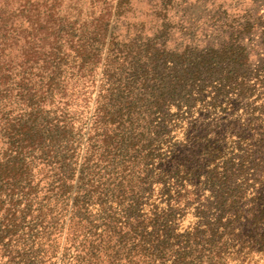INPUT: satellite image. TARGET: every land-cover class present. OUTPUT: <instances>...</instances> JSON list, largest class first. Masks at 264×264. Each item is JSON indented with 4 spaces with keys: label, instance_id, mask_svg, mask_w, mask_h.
<instances>
[{
    "label": "trees",
    "instance_id": "1",
    "mask_svg": "<svg viewBox=\"0 0 264 264\" xmlns=\"http://www.w3.org/2000/svg\"><path fill=\"white\" fill-rule=\"evenodd\" d=\"M0 264H264V0H0Z\"/></svg>",
    "mask_w": 264,
    "mask_h": 264
},
{
    "label": "rangeland",
    "instance_id": "2",
    "mask_svg": "<svg viewBox=\"0 0 264 264\" xmlns=\"http://www.w3.org/2000/svg\"><path fill=\"white\" fill-rule=\"evenodd\" d=\"M223 125V127H225V124H222Z\"/></svg>",
    "mask_w": 264,
    "mask_h": 264
}]
</instances>
